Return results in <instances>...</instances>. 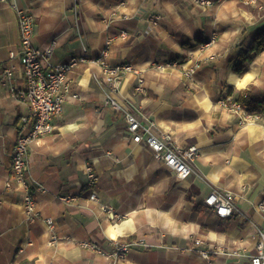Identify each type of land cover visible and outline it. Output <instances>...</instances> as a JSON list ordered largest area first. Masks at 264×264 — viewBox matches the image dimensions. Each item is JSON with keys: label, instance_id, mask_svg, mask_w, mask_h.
<instances>
[{"label": "crops", "instance_id": "obj_1", "mask_svg": "<svg viewBox=\"0 0 264 264\" xmlns=\"http://www.w3.org/2000/svg\"><path fill=\"white\" fill-rule=\"evenodd\" d=\"M15 1L34 16L32 45H52L44 68L72 56L83 60L66 75L69 92L79 97L68 95L52 119L53 131L28 146L27 176L46 188L36 193L38 209L54 221L57 240L49 243L45 222L26 220L23 190L8 169L17 129L29 110L21 97L17 14L0 1V264H107L112 246L105 230L123 222L130 228L115 238L144 243L133 245L119 264H247L264 230L258 209L264 197V124H240L219 98L225 93L236 98L245 90L264 93V50L251 54L237 74L253 73L245 86L227 81L252 30L264 24V0H212L206 6L188 0ZM109 39L107 62L130 61L144 78L139 92L135 79L124 76L117 99L130 102L177 147H197L187 178L177 179L149 147L134 142L122 110L107 102L96 58ZM192 62L198 67L185 80L183 68ZM5 67L12 77L2 84ZM86 167L97 175L93 185ZM213 189L229 193L236 207L232 217L220 218L204 203ZM62 195L71 199L62 201ZM101 205L111 208L113 218ZM82 241L96 242L104 254Z\"/></svg>", "mask_w": 264, "mask_h": 264}, {"label": "built area", "instance_id": "obj_2", "mask_svg": "<svg viewBox=\"0 0 264 264\" xmlns=\"http://www.w3.org/2000/svg\"><path fill=\"white\" fill-rule=\"evenodd\" d=\"M0 1L11 5L17 14L21 47L19 57L24 77L21 97L29 110L28 116L21 118L22 124L17 129L13 147L9 154L8 169L16 186L23 190L22 206L26 220L29 222L44 221L49 234V243H52L57 240L52 233L54 221L51 217L41 216L36 198V193L45 192L46 188L41 184L34 186L27 176L29 168L28 146L32 141L53 131L52 119L55 115L61 113L64 100L68 95L73 98L79 97L77 93L69 92L66 75L74 65L83 60V57L72 56L67 62L47 63L44 68L42 65L43 61L51 55L52 45L45 49H39L32 45V36L35 28L33 14L27 9L18 7L15 0ZM188 1L196 6H206L212 3V0ZM249 1L252 0L247 2ZM119 36L125 37L126 31L120 30ZM214 39L215 35L213 34L204 46L209 45ZM109 44L110 39L106 41L105 47L100 49L96 58L102 74L100 82L108 87L107 102L114 109L122 110L126 131L131 135V139L134 142L143 143L149 147L152 157L162 163L177 179L183 180L187 178L192 171L191 163L197 154V147L195 145H189L185 148L177 147L172 137L165 133L158 134L154 130L152 121L138 115L130 102L117 99L120 93V83L124 76L128 75L135 79L134 89L139 92L144 90V78L142 69L130 61L115 64L107 62ZM14 55L13 51L9 53L10 57ZM197 67V63L190 64L185 69L184 75L191 78ZM11 77V68L5 67L1 83H8ZM219 104L229 108L238 118L240 124L259 120L264 124V114L249 112L243 104L237 102L229 93H225L219 98ZM86 175L88 184L93 185L97 175L90 167H86ZM7 186H10V181L7 182ZM58 198L62 201L71 199L70 196L65 195ZM96 198V191L92 189L89 199L94 200ZM204 203L220 218L232 217L236 209L229 193L223 194L215 189L204 198ZM101 209L108 211V215L113 218L111 208L108 205H101ZM258 209L264 213V197L259 201ZM259 236V240L255 244V251L250 255L247 264H264V230L259 232ZM110 242L112 251L107 255L109 257L107 264H119L133 245L142 244L144 240L111 238ZM194 242L195 244H200L201 241L195 239ZM80 244L98 254H104L103 249L94 241H82ZM200 253L203 257H207L206 251L202 250Z\"/></svg>", "mask_w": 264, "mask_h": 264}, {"label": "trees", "instance_id": "obj_3", "mask_svg": "<svg viewBox=\"0 0 264 264\" xmlns=\"http://www.w3.org/2000/svg\"><path fill=\"white\" fill-rule=\"evenodd\" d=\"M262 50H264V24L258 25L252 30L251 43L245 51L239 52L240 62L233 65L232 71L240 74L245 64L250 61L251 54L259 53ZM234 99L243 104L249 112L264 114V93L245 90Z\"/></svg>", "mask_w": 264, "mask_h": 264}, {"label": "bare ground", "instance_id": "obj_4", "mask_svg": "<svg viewBox=\"0 0 264 264\" xmlns=\"http://www.w3.org/2000/svg\"><path fill=\"white\" fill-rule=\"evenodd\" d=\"M253 77L252 72H246L243 77H239L236 73L230 72L227 78V81L230 84L235 85L236 87L240 88L245 86V84L248 82L249 79ZM205 103H208V100L205 101ZM130 228V224L128 222L123 223H116V224H110L106 230L105 233L110 238H115L117 234H122L125 232L126 229Z\"/></svg>", "mask_w": 264, "mask_h": 264}, {"label": "rangeland", "instance_id": "obj_5", "mask_svg": "<svg viewBox=\"0 0 264 264\" xmlns=\"http://www.w3.org/2000/svg\"><path fill=\"white\" fill-rule=\"evenodd\" d=\"M245 1V0H244ZM248 0H246L245 2L246 3H250V2H255V0H252V1H249V2H247ZM260 10V9H259ZM262 10V9H261ZM194 63H196V62H192V65L194 64ZM197 64H199V63H197ZM188 66H184V71H185V69L187 68ZM184 71H183V73H184ZM184 79L185 80H188V79H190V77H186L185 75H184ZM221 105V104H220ZM223 107V106H222ZM223 108H225V109H227V110H229V108H226V107H223ZM231 113H232V111L231 110H229ZM233 114V113H232ZM235 115V114H234ZM252 122H255V121H252ZM194 243V242H193Z\"/></svg>", "mask_w": 264, "mask_h": 264}]
</instances>
